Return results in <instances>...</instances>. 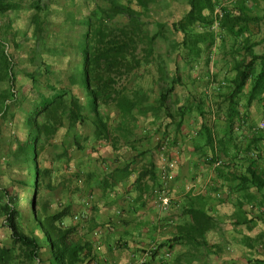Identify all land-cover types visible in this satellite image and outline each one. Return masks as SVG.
Returning <instances> with one entry per match:
<instances>
[{
	"label": "trees",
	"instance_id": "obj_1",
	"mask_svg": "<svg viewBox=\"0 0 264 264\" xmlns=\"http://www.w3.org/2000/svg\"><path fill=\"white\" fill-rule=\"evenodd\" d=\"M72 2L62 9L54 0H0V118L10 131L5 138L0 130V218L11 238L0 244V264H106L92 235L105 224L91 223L79 235L81 224L66 223L73 203L53 210L48 198L38 199L52 169L40 167L41 156L54 138L60 142L52 163L69 160L73 149L88 152L91 142L117 151L108 166L100 156L102 170L80 169L90 201L96 189L105 197L119 185L128 189L136 173L131 187L143 196L159 184L154 149L172 143L171 125L181 130L195 116L202 118L198 134L208 164L220 160L218 173L228 169L238 182L236 209L219 217L205 195L187 194L176 231L145 264L176 247L174 264H264L258 250L264 231L243 232L264 221V128L251 113L254 104L264 107V50H256L264 39H254V28L264 24V0H183L185 12L172 22L161 19L163 0ZM24 10L32 13L26 66L13 52L22 46L21 33L5 32L14 19L1 24ZM212 61L220 65L213 74ZM197 67L203 73L195 76ZM20 74L28 87H18ZM46 189H53L49 181ZM254 208L259 215L250 213ZM237 244L246 250L239 259L229 252Z\"/></svg>",
	"mask_w": 264,
	"mask_h": 264
},
{
	"label": "crops",
	"instance_id": "obj_2",
	"mask_svg": "<svg viewBox=\"0 0 264 264\" xmlns=\"http://www.w3.org/2000/svg\"><path fill=\"white\" fill-rule=\"evenodd\" d=\"M213 113H215L214 110ZM201 124L202 118L195 116L188 119L181 130L175 128L170 133L172 143L166 151L173 150L172 154L179 155L176 156L178 164L169 183L170 189L173 191L174 202L168 213L162 212L152 198L154 187L152 188L151 180L148 182L152 189L143 196H140L135 187H131L137 173L130 178L128 189L119 185L113 190L106 191V199L99 198L97 203L90 201L88 197L90 191L86 190V183H83L86 181L84 177L79 180L80 183L75 187L77 189L70 192H65L63 182L61 185L60 182H53L54 186L53 189H50L48 199L53 205L56 201L63 202L69 196L70 202L81 203L83 210L77 213L82 212L86 219L79 221L81 230H85L86 226L91 223L97 226L105 224V229L102 228L101 231L94 232L92 235L98 250H103L102 258L106 260V264H117L118 261H122L123 253L127 250V247H123L122 244L130 246L131 251L139 257L151 246L172 236L176 231L177 224L181 222L184 198L189 193L205 195L214 203L215 213L220 215L219 217L226 215L227 212L229 216V213L234 211V203L239 195L236 191L238 182L229 178L228 169H226L227 173L221 176L216 170L217 164L214 167L208 164L209 151L204 147V141L198 134ZM236 131L240 132L241 130L237 127ZM242 133H249V127L243 128ZM232 153L235 155L236 151L234 150ZM117 154V151L115 152L112 146L106 143L107 166L112 164ZM237 159L239 160L240 157ZM222 160L229 162V159L225 157H222ZM59 186L62 188L59 189ZM253 190L254 188L251 189V191ZM81 197L87 199L81 200ZM76 223L74 225H77ZM224 223L221 224L222 227ZM215 234L218 236L217 232ZM168 251L162 250L159 253L156 264H161L160 261L168 264L169 260L165 257ZM176 251L178 253L180 247L170 251L172 257L173 252Z\"/></svg>",
	"mask_w": 264,
	"mask_h": 264
},
{
	"label": "rangeland",
	"instance_id": "obj_3",
	"mask_svg": "<svg viewBox=\"0 0 264 264\" xmlns=\"http://www.w3.org/2000/svg\"><path fill=\"white\" fill-rule=\"evenodd\" d=\"M72 1L73 2L75 1V3L77 5L81 4L80 3L81 0H54V2H55L54 6H55V8L60 7L63 9L64 6H66L67 4H71ZM185 8H186V6H185V3L183 2V0H163V7H162V9H160L161 19L165 20V21L172 22V20L177 19L178 17L182 16V14L185 12ZM217 11L218 12L221 11L220 7L217 9ZM31 15H32V13L30 11L24 10L17 15L13 14V13H9L7 16L2 18V20H1V24H3V26H6V24L10 21V18L14 19V29H11V30L6 29L5 30V32L9 33L10 37H12V34L10 32H13L15 30L19 31L21 33L20 43L22 44V46L20 48H17V49L13 48V52H14V55L16 56L17 60L23 66H26L27 58H28V51H29V46H30V42H29L30 35H29V33L31 32V26H30ZM54 17H56V15H54ZM254 31H255V35H254L255 38L254 39H256V40L264 39V24H262V26L260 28H254ZM231 44H232L231 40L229 39V42H227V45H226L227 50H230ZM256 50L258 52H263L264 45L258 46L256 48ZM219 58H220L219 55H216L215 56V62L216 61L222 62V61H219L220 60ZM179 62L182 65V68L184 70L185 65H186L185 62H183V60H181V59H179ZM204 64H205L204 62H201V65H204ZM219 67H220V65L216 67L214 64V61H212V63L209 66L210 72L213 74L214 72L219 71V69H218ZM199 72L201 73L202 70L197 67V71H195V73H194L195 76H196V73L199 74ZM18 77H19L18 87L23 86V85H27L26 87H28V84H27L28 79L23 74H20ZM179 90H181V92H182L180 100L184 101V98H185L184 94H187L186 89L181 87V88H179ZM183 90H184V92H183ZM251 110H252L251 113H252L253 123H255L258 126H262L264 124V107L261 104H254L252 106ZM173 129H175V125H171L168 128L167 132L170 134L173 131ZM0 130L3 132V134H5V138L9 137V132H10L9 128H8L7 124L5 123V121L2 120L1 118H0ZM169 137H170V139H172L170 135H169ZM59 142H60L59 138H54L47 145L46 151H44L42 156H41L40 167L41 168L49 167L52 169H51L50 174L47 176L46 180L43 181L45 186L41 190L40 196L38 198L40 201H42V199L45 197L47 199L48 194L50 193V190L46 189V181L47 182L49 181L52 186H54L53 182H55V183L60 182L59 183L60 185L63 182L65 192H70L72 190L77 189L75 187L77 186L78 183H80L79 180H82V178L84 176V175L83 176L78 175L79 173H82V171H80V169L82 170V169L87 168V166L88 167L90 166V169L94 168V169L102 170L100 168L101 167L100 156L106 157V142H100L99 144H95V143L91 142L87 148L88 152L87 151L81 152V151L73 149L70 151V159L69 160L60 161V162L55 161V163H52L51 161L53 158V154L55 153V146L57 144H59ZM156 142L153 143L154 144L153 147L155 145H157ZM93 147H95V148L93 149ZM170 148H171V146H170ZM166 149H167V147H166ZM166 149H161V150L158 148L154 149L155 161H156L158 168L161 166L162 156L169 155L172 158H176V156L179 155L177 153L172 154L171 151H173V150H169V151L167 150L168 151L167 152ZM3 161L4 160L0 161V167L3 166ZM263 162H264V154H263ZM83 183H84V181H83ZM60 188H62V186H59V189ZM171 193L173 194L172 189H171ZM69 198L70 197L67 196V199H65L63 202L56 201L55 204L51 205L52 209L58 210V209L63 208L64 206H66L70 202ZM83 198L84 197H81V200ZM99 198L106 199L105 195L102 194V191L96 189V190H94L93 201L97 203L100 200ZM74 202L75 201H73V203ZM70 203H72V202H70ZM75 205L77 206L76 208L74 207ZM75 205L73 206L74 214H77V212L83 210V206L81 203L75 202ZM250 213L257 216L260 214V210H258L257 208H254L252 210L250 209ZM74 214L70 218L66 219L67 224H74L77 222L74 219V217H75ZM227 214H228V212H227ZM230 214L231 213H229V215ZM76 224L79 225V221ZM223 227H224V230L227 232H229L231 230V226L227 222L224 223ZM84 231L85 230L79 229V235H81ZM260 231H264V221H262V220L261 221L259 220V225L253 231H248L246 229L243 230V232H245L246 234H249L251 236H256L258 234V232H260ZM213 236H215V238L218 237L216 234H214ZM238 239H240V235L238 236ZM10 243H11V238H10L9 231L3 225L2 218H0V244H10ZM258 250L264 256V240L261 244L258 245ZM131 252H132L131 248L130 247L127 248V250L124 251V253H123L122 261L121 262L118 261L117 264H133L134 262H136V260H135L136 257H134L133 256L134 253L133 252L131 253ZM229 252H231L230 256H232L233 258L239 259V258H241V256H243V254L246 252V250L241 245L237 244V246L234 249H230ZM100 253H101V256H103V254H102L103 250H101ZM176 254H177V251L173 252L174 256L169 260L168 264H174L175 263V255ZM150 261L151 260H149V262ZM155 264H156V262H155Z\"/></svg>",
	"mask_w": 264,
	"mask_h": 264
},
{
	"label": "built area",
	"instance_id": "obj_4",
	"mask_svg": "<svg viewBox=\"0 0 264 264\" xmlns=\"http://www.w3.org/2000/svg\"><path fill=\"white\" fill-rule=\"evenodd\" d=\"M261 127L264 128V124ZM162 149H166V145H164ZM177 163L178 162L176 158H172L169 155L162 156L161 166L158 168L159 184L156 185L152 191V198L155 200L156 205L162 212L165 213H168L171 210L172 204L174 202V196L171 193L169 183L173 176L172 173L177 167ZM219 164H221V161L217 162V165ZM81 218L82 215L79 214L75 215L74 217L76 221H80ZM156 247V244L151 246L139 257L136 256V254H133V256L136 257V262H134L133 264H145L149 262V260L152 259V254L156 250ZM165 257L167 260H170L172 258V252H166Z\"/></svg>",
	"mask_w": 264,
	"mask_h": 264
}]
</instances>
